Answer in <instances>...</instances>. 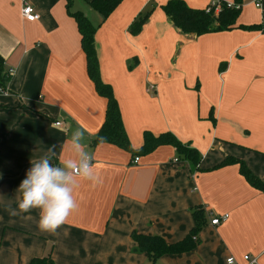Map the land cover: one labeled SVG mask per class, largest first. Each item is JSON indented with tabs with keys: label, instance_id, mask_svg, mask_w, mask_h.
I'll list each match as a JSON object with an SVG mask.
<instances>
[{
	"label": "crops",
	"instance_id": "0c3cea01",
	"mask_svg": "<svg viewBox=\"0 0 264 264\" xmlns=\"http://www.w3.org/2000/svg\"><path fill=\"white\" fill-rule=\"evenodd\" d=\"M88 1L74 0L71 10L98 25L101 77L113 88L132 146L144 143L145 131H169L196 149L198 162L169 144L135 155L93 144L107 98L88 74L67 1L0 0V55L7 71L14 68L8 92H0V264L45 256L54 264H226L228 256L245 264V254L264 264V0H242L236 20L259 28L200 35L175 27L165 11L173 0H122L104 20ZM182 1L192 8L216 2ZM25 2L37 20L22 15ZM79 125L88 130L84 143L102 183L81 181L78 209L56 233L41 232L39 209L19 212L17 188L52 145L54 165L71 155ZM226 157L242 161L262 186L251 184L239 163L220 165ZM196 207L206 223L191 250L152 261L137 249L133 232L184 239Z\"/></svg>",
	"mask_w": 264,
	"mask_h": 264
},
{
	"label": "trees",
	"instance_id": "16d2710c",
	"mask_svg": "<svg viewBox=\"0 0 264 264\" xmlns=\"http://www.w3.org/2000/svg\"><path fill=\"white\" fill-rule=\"evenodd\" d=\"M69 13L76 19L81 33V44L87 58L88 74L95 84L96 90L103 97L107 98L106 115L103 125L93 139V144L108 142L118 145L135 154H147L161 145H173L178 153L193 164H197L199 154L196 149L183 143L172 132L153 134L150 131L144 132V143L139 148H134L127 135L121 115L118 100L114 95L112 86L106 83L101 77L100 61L95 41V34L98 25L94 24L85 12L71 10L74 0H66ZM122 0H90L89 5L101 13L103 20L121 3ZM233 5L219 1V9L215 10V4L206 8H192L182 0H173L165 5V11L172 23L182 33H193L195 35L212 31H225L235 27L242 29H256L259 24L236 25L240 13L242 0H234ZM237 5V6H236ZM10 74L6 70L5 60L0 55V86L6 89ZM101 138H103L101 140ZM239 163L242 175L253 185L262 186L260 180L253 175L248 167L240 160L233 157H226L220 165ZM194 225L187 236L177 242L169 243L161 235H145L133 232L132 236L137 243V249L145 252L148 257L155 261L165 254L182 253L191 250L196 244L195 235L206 223L205 212L202 208L196 207L192 210ZM30 264H54L51 256L36 257Z\"/></svg>",
	"mask_w": 264,
	"mask_h": 264
},
{
	"label": "clouds",
	"instance_id": "9594fccd",
	"mask_svg": "<svg viewBox=\"0 0 264 264\" xmlns=\"http://www.w3.org/2000/svg\"><path fill=\"white\" fill-rule=\"evenodd\" d=\"M87 131L79 125L72 132L71 155L66 158L61 156L58 165L51 162L52 157L57 155L56 145H52L39 160H32V166L17 188L19 212L39 209L37 227L41 232L56 233L78 209L74 193L81 181H90L93 186L102 183V177L94 167V154L87 150L84 143ZM67 145L66 139L62 148ZM8 210L12 215L19 214L10 205Z\"/></svg>",
	"mask_w": 264,
	"mask_h": 264
},
{
	"label": "built area",
	"instance_id": "2783aa9c",
	"mask_svg": "<svg viewBox=\"0 0 264 264\" xmlns=\"http://www.w3.org/2000/svg\"><path fill=\"white\" fill-rule=\"evenodd\" d=\"M219 1L216 0L215 2V10L219 9ZM229 6L233 5L232 3H227ZM256 5H259V3H256ZM237 6V5H236ZM22 15L27 19V20H37L39 18V13L35 10V8L29 4L26 3L24 4L23 8H22ZM14 72V68H10L8 70V73L11 75ZM0 92L1 93H7V88H3L0 86ZM62 122L58 121L56 122V125H61ZM139 160V157L136 156L135 157V162H137ZM228 214H224L222 216H214L212 217V219L210 220V223L215 225L218 224L221 220H225L227 219ZM195 238V237H194ZM243 261L245 262V264H257V258L254 256H251L249 254H245L243 255ZM226 264H238V262L235 260V258L233 256H228L225 259Z\"/></svg>",
	"mask_w": 264,
	"mask_h": 264
},
{
	"label": "rangeland",
	"instance_id": "374dc122",
	"mask_svg": "<svg viewBox=\"0 0 264 264\" xmlns=\"http://www.w3.org/2000/svg\"><path fill=\"white\" fill-rule=\"evenodd\" d=\"M83 2V1H82Z\"/></svg>",
	"mask_w": 264,
	"mask_h": 264
}]
</instances>
